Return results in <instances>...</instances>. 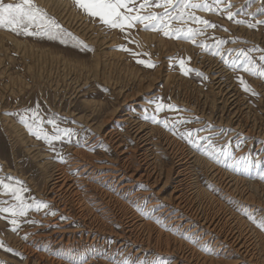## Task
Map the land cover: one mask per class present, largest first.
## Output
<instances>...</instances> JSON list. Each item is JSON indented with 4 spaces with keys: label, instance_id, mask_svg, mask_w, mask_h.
<instances>
[{
    "label": "rangeland",
    "instance_id": "374dc122",
    "mask_svg": "<svg viewBox=\"0 0 264 264\" xmlns=\"http://www.w3.org/2000/svg\"><path fill=\"white\" fill-rule=\"evenodd\" d=\"M9 1L5 0L6 3ZM11 1H14L13 3L18 2V0ZM60 1L66 5L61 3L55 6L54 3L48 5L43 1H34L49 16L54 17L64 29V32L57 39H49L46 36L25 35L22 32L17 33L9 28L0 27L1 30L14 35L20 41L41 49H48L50 52L48 57H36L34 62L30 61L29 64H32V68L26 72L21 59L9 44L4 43V46L7 47L6 53L0 50V86L8 83V77L4 76V72L11 76L17 75L21 80L24 79V83H27L21 87L13 86L12 93L6 92L4 94L1 92L4 98L3 103H0V178H4L6 183L10 182L7 179L9 176L13 178L11 181L13 184L17 180L21 181L22 185H17V187L25 189L22 196L27 204L34 205L39 201L47 204L46 208H41L39 211L36 210L35 206L28 208L23 216L13 217L10 212H0V242L3 243V247H0V264H33L32 260L38 258L37 255L35 258H30L29 254L19 252L12 245V238L21 237L23 242L34 245L32 241L34 232L32 230L36 229L42 236H48L53 230L59 229V225L64 224V228L67 229L81 226V222H78V220L65 224L69 218L63 214L56 219L58 220L56 225L51 224L54 222L51 218L59 212L44 198H41L42 194L40 192L46 179L44 180V175L38 174V162L32 156L34 152L29 153V150H27L29 145L23 144L24 139L21 138L28 134L27 138L32 139L36 147L44 155H47L45 158L47 162L65 163L68 159L69 145L83 148L88 154L95 156L98 163H105L108 159H112L115 156L114 152L108 146H104L101 141L94 142L96 136H94L95 133L91 129L81 123H76L74 115L65 116L61 114L68 108L74 111L76 116L90 115V113L102 110L100 118L115 108L118 103H121V96L118 97V94L112 95L110 93L111 87L102 84L105 80L103 78L116 83L118 89H122L125 93H131L128 102L122 107L125 109L124 112H128V115L132 118L157 126V129L161 132L168 134L170 137L172 136L173 138H171L186 152L194 153L209 166L216 167L229 175L232 174L249 182L264 185V138L246 134L244 130L237 129L229 123L230 108H227L228 110L223 109V103L218 102L217 96L212 94L211 86L213 82L210 74L205 69L210 60H218L223 64L226 72L234 80V86L240 93L239 96L248 103L251 116L264 128V78L245 71L242 60H237L235 66L231 63L236 59L237 53L241 49L245 51L256 49L251 51L249 55L252 56L256 64L264 65V61L260 59L264 55V51H261L264 50V24L248 27L247 23L235 22L236 20H244L256 23V21L264 20V0H223L220 5L221 9L228 3L232 5L231 11L235 14L232 20L228 19L223 11L195 10L196 15L202 16L216 25L214 28L204 29L203 35H196V43H193L191 39L184 38L183 35L177 38L175 35L165 36L159 29H145L139 23L135 27L124 31L119 28H110L102 24L98 18L86 15L81 9L77 8L74 0ZM208 2L211 3V0H208ZM54 7H58V9L53 10ZM142 11L161 12L162 9L153 7ZM68 20L75 25H80V33L86 32L82 35L83 37L68 25ZM173 26L176 28L184 27L185 29L188 26L203 27L192 22L185 25L180 21H173ZM90 35H99V38L105 41V44L100 48L110 52L111 55L99 58V47L91 42ZM220 40L225 41V43L219 47L220 54H216V44ZM6 43H9V41L6 40ZM97 52L98 69L94 66V59H96L94 55ZM181 59L184 60L186 68L192 69L187 75L181 70L179 63ZM140 60L150 62L153 66L149 67L147 63L142 64L139 62ZM226 60L228 63L225 62ZM28 61L29 59H26V62ZM66 67L67 72H64L63 69H66ZM38 73H42L41 76L37 77ZM167 73L168 79H166ZM240 77L257 93L256 95H253L251 91L244 90ZM36 84L38 85L36 86ZM58 84L61 87L54 96L52 89ZM42 85H44L43 89L36 92L35 89L38 90ZM50 85L53 88H49ZM148 85H150V90L146 88ZM75 87L79 89L74 93L73 89ZM203 95H206L207 100H209V103H205V105L201 100ZM31 96L37 102L23 101L24 98L27 100ZM158 103L165 106L175 105L176 107L171 109L165 107L163 110L157 111L156 105ZM37 106H39L38 115L45 121L43 128L49 135L53 134L52 125L46 122L49 117L56 118L59 128L71 129V135L63 136L60 140H53L48 143L46 140L37 138L36 135L32 134L21 118L26 115V109H35ZM55 106L60 107L62 110L55 109ZM195 107H198L196 112L195 109L193 110ZM201 108L204 114L200 113ZM221 113L225 121L218 124V120L215 119H219L216 117H219ZM27 115L30 117L31 113ZM153 117L157 121H167L169 127H165L164 123L161 122H153ZM241 122L243 125L248 123L245 119H242ZM13 123L23 130L22 134L17 131L15 133L14 130L16 129L10 126L14 125ZM77 125L78 128H76ZM118 128L123 130L122 125H119ZM192 129H201L199 133L194 134L192 137L196 141L195 143H190L184 135L185 132ZM209 136L217 148L223 149L226 147L231 156H223L219 153L214 156L205 154L207 141L198 139V137ZM233 156L237 158L235 162L232 159ZM240 157L246 159L241 160ZM157 160L168 168L171 165L172 156L161 153L157 155ZM15 167H18V170L24 174V179L13 174L12 170ZM27 178L31 181L35 180L32 182L37 190L32 187ZM197 181L201 188L224 203L227 208L264 237V229L258 226L261 221H264L263 207L251 206L222 195V191L217 187L215 188L213 183L207 180L205 175L199 171L197 172ZM0 201L4 202L0 204V207H11L17 203L11 194L3 191L2 187H0ZM161 206H153L155 208L144 212H142L144 207L140 206L138 213L161 229L185 239L191 246L193 245V248L208 258L222 259L228 264L255 263L254 260L242 259L234 252L231 255L221 254L220 251H227V246L216 249V246L213 247V244L209 245L202 242L197 236L188 234L185 237L184 232L179 235L172 232L171 228L165 227L164 220H161L158 213ZM41 212L50 216V222L38 220L35 214ZM14 218L17 220L15 230H13L14 226L10 222ZM108 220L115 232L106 230L102 233L101 243L83 247L77 246V251L84 256V259L88 255L98 258V254H101L102 259L111 264H125V262L127 264H184L176 257V254L158 252L153 248L145 249L139 244H132L126 239H117L114 235L116 232H120V226L116 222ZM181 227L182 225L179 226V228ZM188 231L189 229L186 232ZM80 233H76L77 238ZM46 239V237L38 238L39 242ZM104 239L107 242L103 247ZM120 243L122 245L118 247ZM44 248L40 249L41 253L48 255L45 251L48 246L46 245L45 250ZM8 249H11V251ZM260 249L263 253L262 258H264V247H260ZM82 263V260L77 262V264Z\"/></svg>",
    "mask_w": 264,
    "mask_h": 264
},
{
    "label": "bare ground",
    "instance_id": "6f19581e",
    "mask_svg": "<svg viewBox=\"0 0 264 264\" xmlns=\"http://www.w3.org/2000/svg\"><path fill=\"white\" fill-rule=\"evenodd\" d=\"M34 1H43L48 5L54 3L55 6L62 3L60 0ZM9 2L14 1L10 0ZM62 4L66 5L65 3ZM56 9L58 7L53 8V10ZM64 10L66 11L65 8ZM68 21L70 27L79 33L81 32L80 25ZM85 33L80 34L82 36ZM99 37V35L89 37L91 42L99 47V58L111 55L110 52L100 48L105 44V41ZM6 40L9 43H6ZM4 43L9 44L16 52L24 64L26 72L32 68V64H29L30 61L34 62L36 57L45 58L50 54L48 49H41L27 44L0 29V50L6 53L7 47L4 46ZM97 54L98 52L95 55L93 54L97 59H94L96 68L99 64ZM26 59H29V61L26 62ZM205 69L210 74L213 82L211 86L212 94L217 96L218 102L223 103V109L230 108L229 123L237 129L244 130L246 134L264 138V128L251 116L248 103L239 96L240 93L234 86L235 82L226 72L224 65L218 60H210ZM63 70L67 72V67ZM40 74L38 73L36 76L39 77ZM4 76L8 77V83L0 86V103H3L4 98L1 92L4 94L6 92L12 93L13 86L21 87L27 84L24 83V79L21 80L17 75L11 76L4 72ZM168 78L167 73L166 79ZM103 79L105 80L102 84L111 87L110 93L112 95L118 94V97L121 96V103H118L115 108L100 118L102 110L90 113V115L76 116L74 111L68 108L61 114L65 116L74 115L76 123H81L91 129L95 133L94 136H96L94 142L99 140L114 152L115 156L112 159H108L105 163H98L96 157L88 154L83 148L69 145L68 159L65 163L47 162L45 160L47 155H44L36 147L32 139L27 138L28 134L21 138L24 139L23 144L29 145L27 149L29 153L34 152L32 156L38 162V174L44 175V180L46 179L40 192L42 194L41 198H44L59 212L51 218V220H54L51 224L56 225V222H58L56 219L63 214L69 218L65 224L78 220V222H81V226L67 229L64 228V224L59 225L60 228L53 230L48 236H42L35 229L32 230L34 232L32 241L35 246L23 242L21 237H18L11 240L14 248H17L19 252L29 254L30 258H35L37 255L38 258L32 260L33 264H77L80 260L83 261L82 264H111L102 259L101 254H98V258L88 255L84 259V256L77 251V246L98 244L103 235L102 233L106 230L115 232L109 223L108 219H110L120 226V232L113 234L117 239H126L132 244H139L145 249L153 248L158 252L176 254V257L184 264H228L222 259L206 257L193 248V245L191 246L185 239L161 229L138 213L140 206L144 207L142 211L144 212L155 208L153 206H161L162 204L158 213L161 220H164L165 227L171 228L172 232H176L178 235L184 232L185 237L188 234L197 236L202 242L209 245L213 244V247L216 246V249L227 246V251H220L221 254L231 255L234 252L242 259L254 260L256 264H264L263 253L260 249V247H264V237L227 208L224 203L201 188L197 181V172L203 173L215 188L217 187L222 191V195L251 206L264 208V185L249 182L232 174L229 175L216 167L209 166L194 153L186 152L172 139V136L171 138L168 134L161 132L157 129V126L132 118L128 115V112H124L125 109L122 107L128 102L131 93H125L122 89H118L116 83L106 78ZM150 85L146 88L149 89ZM43 86L38 90L36 88L35 91H41ZM48 87L53 88L51 85ZM60 87L58 84L52 89L54 96H56V92H59ZM77 89L76 87L73 89L74 93ZM202 97L201 100L204 105L209 103L206 95ZM32 98L34 97L31 96L27 100L24 98L23 101L37 102ZM119 106H121L120 109H118ZM55 109L62 110L58 106H55ZM194 109L196 112L198 107ZM200 113H203V109ZM208 118L210 117L208 116ZM216 118H219L215 119L214 117L215 120H218V124L225 121L222 113ZM242 119H245L246 123L248 122L247 125H243ZM13 124L10 126L16 129L14 130L15 133L20 132L22 134L23 130L15 123ZM119 125L123 126V130L118 128ZM76 128H78V125ZM131 143L133 144L131 145ZM161 153L172 156L171 165L168 168L157 160V155ZM18 167L12 170L13 174L24 179L25 176L18 170ZM38 174L36 175L38 176ZM32 181L28 179L32 187L37 190ZM35 215L42 222H50V216L43 212ZM180 225H182L181 228H179ZM187 229H189L188 232H186ZM76 233H80L78 238ZM41 237L47 239L39 242L38 238ZM106 242L104 239L103 247ZM46 245L48 248L45 250ZM120 245L122 243L118 247ZM41 248H44L48 255L41 253Z\"/></svg>",
    "mask_w": 264,
    "mask_h": 264
},
{
    "label": "snow or ice",
    "instance_id": "6c2138e0",
    "mask_svg": "<svg viewBox=\"0 0 264 264\" xmlns=\"http://www.w3.org/2000/svg\"><path fill=\"white\" fill-rule=\"evenodd\" d=\"M77 8L81 9L86 15L92 18H98L99 21L107 27L119 28L122 31L128 28H133L137 23L142 24L145 29L161 30L165 36L175 35L180 38L181 35L184 38L191 39L193 43H196L195 36L203 35L204 29L214 28L216 25L205 19L202 16L196 15L197 9L204 11H223L226 13L227 18L232 20L234 18V13L231 11L232 5L228 3L223 9L220 8L223 0H74ZM160 8L161 12L142 10L151 8ZM173 21H180L187 25L188 22L202 25L203 27H191L188 26L186 29L184 27L176 28L173 26ZM236 23H247L248 27H256L257 24H264V20L256 21L252 23L250 21L236 20ZM0 27L9 28L14 32H22L25 35H36V36H46L49 39H57L64 32L62 26L55 20L54 17L48 15V13L39 7L34 0H18V2H8L5 0H0ZM225 41L220 40L217 42V53L219 52V47ZM123 47V46H121ZM256 49H250L245 51L241 49L237 53V57L231 63L233 66L236 65L237 60H242L244 62V70L250 72L253 75H257L264 78V65H258L254 62L253 58L249 53ZM232 51V50H229ZM264 51V50H261ZM223 58V57H222ZM264 61V55L260 57ZM140 63H147L149 67L153 65L150 62L140 60ZM228 63V61H225ZM181 70L187 75L192 69L185 67V62L183 59L179 61ZM245 91H251L253 95L257 93L251 89V87L243 80L242 77L239 78ZM167 108H175V105H163L157 104V111ZM26 115L23 116L22 122L26 124L29 131L36 135L37 138H42L48 143L53 140H60L63 136H70L72 133L71 129H61L59 128L56 118L49 117L46 121L53 127V134L49 133L43 128L45 123L44 119L38 115L39 106L35 109H26ZM31 113L29 117L27 114ZM153 122L164 123L165 127H169L167 121H157L153 117ZM201 129H192L184 133V135L189 139L190 143H195L193 140V135L199 133ZM198 139L206 140L207 145L205 147V154L209 156H214L219 153L223 156H231V153L227 151V148H217L209 137H198ZM233 161H236V157H232ZM239 159H246L245 157H240ZM9 183L5 182L4 178H0V187H2L5 193L11 194L15 200L16 204L11 207H0V212L11 213L13 217L23 216L26 214L28 208L33 206L39 211L41 208H46L47 204L43 201L36 202L33 204H27L22 196V192L25 191L23 187H17V185H22L21 181H15V184L11 183L13 178L9 176ZM4 203L0 201V204ZM11 224L17 226V220L14 218ZM261 229H264V221H261L258 225ZM0 247H3V243L0 242ZM11 251V249H8ZM127 264V262H125Z\"/></svg>",
    "mask_w": 264,
    "mask_h": 264
}]
</instances>
